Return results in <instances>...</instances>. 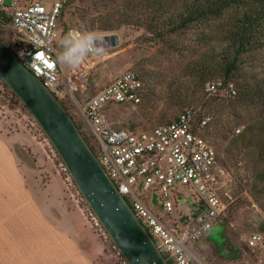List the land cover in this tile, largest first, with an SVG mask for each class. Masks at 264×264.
<instances>
[{
    "label": "built area",
    "instance_id": "obj_1",
    "mask_svg": "<svg viewBox=\"0 0 264 264\" xmlns=\"http://www.w3.org/2000/svg\"><path fill=\"white\" fill-rule=\"evenodd\" d=\"M64 1L53 0L47 5L40 0H0V38L66 108L166 259L173 264H208L194 255L191 248L209 233L226 208L218 187L227 173L203 133L212 116L190 107L174 119L150 128L138 130L115 125L106 107L112 103L140 104L147 93L134 69L121 72L94 95L80 101L76 96L78 86L57 59L56 40L69 31L79 30L72 27L63 30L60 26ZM101 35L107 36L105 42L110 46V34ZM220 85V81L208 82L207 95L226 96L231 86L219 92ZM0 86L4 94L5 88ZM241 128L236 127L234 132H240ZM54 150L47 152L52 161L53 156L57 157ZM57 160V171L91 227L98 236L109 238L92 210L81 204L84 199L66 165L59 157ZM186 193L191 196L190 201L185 199L188 210L177 213L179 200ZM181 215L187 216L186 224L180 221ZM261 241L262 235L254 232L247 244L256 247ZM112 246L116 249L117 263L129 264L113 242Z\"/></svg>",
    "mask_w": 264,
    "mask_h": 264
},
{
    "label": "rangeland",
    "instance_id": "obj_2",
    "mask_svg": "<svg viewBox=\"0 0 264 264\" xmlns=\"http://www.w3.org/2000/svg\"><path fill=\"white\" fill-rule=\"evenodd\" d=\"M40 1L48 5L53 0ZM107 10L101 4L95 5L92 0H73L63 7L60 26L101 34L114 33L118 38L117 45L105 46L103 55H89L78 66L65 65L66 73L78 86L76 96L80 101L94 95L127 69L137 70L144 76L147 93L140 104L112 103L106 107V113L115 125L140 130L167 122L184 108L179 104V99L191 94L194 100L187 108H200L212 116L207 128L208 138L220 148L226 144L227 139L226 136L219 137V134L226 133L227 137H232L236 127L258 119L264 112V100L238 104L232 100L207 95L205 89L208 80L216 81L212 79L218 77L219 73L215 72V76L200 82L197 73L191 71L190 62L206 51H219L213 41L204 42L199 39L195 42L192 40V32H187L186 36L173 35L170 40H151L149 34L139 27L119 25L112 30H105L99 29L98 23L94 26L88 24L96 16L111 15L112 12ZM216 21L217 19L211 22V27L214 28ZM223 26L224 24L217 21V29L221 30ZM223 35L219 32L220 37ZM64 36L65 34L56 40L58 52ZM258 60L263 59L254 53L246 59L245 69L249 72L246 77L254 73L258 79L263 75L261 73L259 76L261 65H256ZM1 93L0 88V128L7 135L23 136L24 144L15 146L21 161L34 165L35 171L39 173L38 167L52 169L48 162L44 163L45 159L41 156L48 159L47 152L50 153L53 148L41 127L18 98L6 90L4 94ZM29 141L35 150L31 151ZM222 153L219 154L224 159L222 166L227 174L222 178L218 192L226 205L225 212L209 233L193 245L191 251L208 264H244L246 261L264 264V196H259L257 190L252 188L255 163L250 162V159L253 157L246 146L241 147L236 155ZM57 157H52L54 169L58 163ZM262 162L260 167L264 165V159ZM52 179V186L59 190L62 187L59 176H53ZM71 198L73 199L72 196ZM185 199L190 201L191 196L186 193L180 198L177 213L188 210ZM81 204L86 206L84 201ZM92 230L94 231L93 228ZM254 232L262 235V241L256 247H249L247 240ZM99 237L107 255L106 259H109L106 263L118 264L116 249L113 248L111 239L102 235Z\"/></svg>",
    "mask_w": 264,
    "mask_h": 264
},
{
    "label": "trees",
    "instance_id": "obj_3",
    "mask_svg": "<svg viewBox=\"0 0 264 264\" xmlns=\"http://www.w3.org/2000/svg\"><path fill=\"white\" fill-rule=\"evenodd\" d=\"M72 1L65 0L63 7ZM92 1L95 5L101 4L103 8H107V12H112L108 17L96 16L91 23L88 22L90 26L98 23L99 29L112 30L119 25H130L142 28L151 40H170L173 35L186 36L187 32H192V40L195 42L199 39L204 42L213 41L219 51H206L190 62L191 71L197 73L200 82L215 76L217 72L219 76L212 80L221 82L219 92L228 85L231 87L226 96L217 94L214 97L232 100L238 104L264 100V0ZM216 19L220 24H224L221 30L217 29V21L214 22V28L211 27V22ZM61 27L63 30L67 28L65 25ZM219 32L224 34L223 37L219 36ZM0 39L5 42L3 38ZM252 53L259 54V58L263 59L256 63L257 66L261 65L259 76L263 73L258 79L254 73L246 77L249 72L245 69V62ZM136 72L145 83L142 73L137 70ZM0 83L6 91L16 97L5 83L1 80ZM193 100L191 94L180 98L179 104L184 106L182 111L189 107L188 104ZM208 125L203 131L207 137ZM220 136H226L227 139L226 144L220 148L208 138L216 151L218 162L224 164V159L219 153L236 155L241 147L246 146L253 157L250 162L255 163L252 188L257 190L259 196H264V165L260 167L264 159V112L258 119L243 125L240 132L233 133L232 137H227L226 133L219 134ZM167 261L173 264L169 259Z\"/></svg>",
    "mask_w": 264,
    "mask_h": 264
},
{
    "label": "crops",
    "instance_id": "obj_4",
    "mask_svg": "<svg viewBox=\"0 0 264 264\" xmlns=\"http://www.w3.org/2000/svg\"><path fill=\"white\" fill-rule=\"evenodd\" d=\"M22 137L0 128V264H109L54 162L41 155L52 169L42 165L39 173L21 161L15 146L24 144ZM53 176L61 180L59 190Z\"/></svg>",
    "mask_w": 264,
    "mask_h": 264
},
{
    "label": "water",
    "instance_id": "obj_5",
    "mask_svg": "<svg viewBox=\"0 0 264 264\" xmlns=\"http://www.w3.org/2000/svg\"><path fill=\"white\" fill-rule=\"evenodd\" d=\"M111 46L118 43L110 34ZM107 39V36H103ZM105 46H109L105 42ZM0 80L27 108L66 165L85 203L129 264H169L99 163L72 116L0 39ZM154 204H157L154 201ZM186 224L188 218L181 215Z\"/></svg>",
    "mask_w": 264,
    "mask_h": 264
},
{
    "label": "clouds",
    "instance_id": "obj_6",
    "mask_svg": "<svg viewBox=\"0 0 264 264\" xmlns=\"http://www.w3.org/2000/svg\"><path fill=\"white\" fill-rule=\"evenodd\" d=\"M105 50V39L98 32L72 30L61 39L57 59L61 64L74 67L89 55H103Z\"/></svg>",
    "mask_w": 264,
    "mask_h": 264
}]
</instances>
